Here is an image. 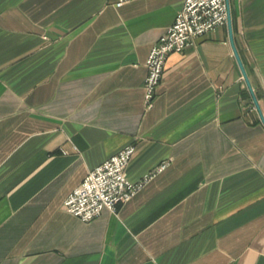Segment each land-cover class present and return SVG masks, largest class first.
<instances>
[{
  "label": "crops",
  "instance_id": "0c3cea01",
  "mask_svg": "<svg viewBox=\"0 0 264 264\" xmlns=\"http://www.w3.org/2000/svg\"><path fill=\"white\" fill-rule=\"evenodd\" d=\"M183 0H0V264H264V124L227 22L146 59ZM264 115V0H229ZM135 152L126 202L82 221L87 172Z\"/></svg>",
  "mask_w": 264,
  "mask_h": 264
},
{
  "label": "built area",
  "instance_id": "2783aa9c",
  "mask_svg": "<svg viewBox=\"0 0 264 264\" xmlns=\"http://www.w3.org/2000/svg\"><path fill=\"white\" fill-rule=\"evenodd\" d=\"M115 1L123 3L131 0ZM226 22V0H183L174 22L152 44L148 53L144 84L147 107L153 104L167 56L172 52H182L196 37ZM134 152L135 146L129 144L89 170L65 199V209L82 221L94 219L104 209L114 211L118 204L128 201L148 179L167 165L163 163L142 180L131 182L126 169Z\"/></svg>",
  "mask_w": 264,
  "mask_h": 264
},
{
  "label": "water",
  "instance_id": "95a60500",
  "mask_svg": "<svg viewBox=\"0 0 264 264\" xmlns=\"http://www.w3.org/2000/svg\"><path fill=\"white\" fill-rule=\"evenodd\" d=\"M226 3H227V24H228V27H229L230 42L232 44V48L234 50V54H235V57L237 59V62H238L239 66H240V69L242 71V75H243L244 81L246 82V84H247V86H248V88H249V90H250V92L252 94L253 102H254V104H255L258 112H259L260 119H261L262 123L264 124V115H263V113H262V111L260 109V106L258 104L257 98H256V96H255V94L253 92L252 86H251V84H250V82L248 80V77H247L246 71L244 69V66H243V64H242V62L240 60V57H239L238 52L236 50V47L234 45L232 26H231V13H230L229 0H226Z\"/></svg>",
  "mask_w": 264,
  "mask_h": 264
}]
</instances>
